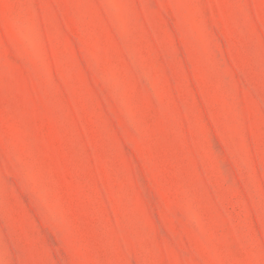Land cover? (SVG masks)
I'll return each mask as SVG.
<instances>
[{
  "label": "rangeland",
  "instance_id": "obj_1",
  "mask_svg": "<svg viewBox=\"0 0 264 264\" xmlns=\"http://www.w3.org/2000/svg\"><path fill=\"white\" fill-rule=\"evenodd\" d=\"M0 264H264V0H0Z\"/></svg>",
  "mask_w": 264,
  "mask_h": 264
}]
</instances>
